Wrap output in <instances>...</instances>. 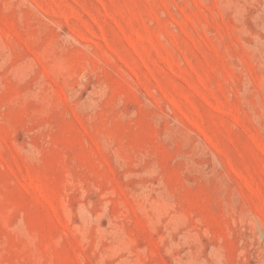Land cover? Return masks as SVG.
Returning <instances> with one entry per match:
<instances>
[{"label": "rangeland", "instance_id": "obj_1", "mask_svg": "<svg viewBox=\"0 0 264 264\" xmlns=\"http://www.w3.org/2000/svg\"><path fill=\"white\" fill-rule=\"evenodd\" d=\"M0 264H264V0H0Z\"/></svg>", "mask_w": 264, "mask_h": 264}]
</instances>
